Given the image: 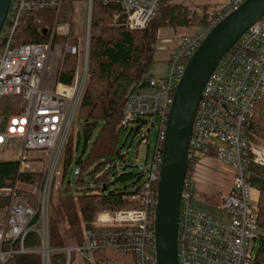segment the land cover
<instances>
[{"label":"built area","instance_id":"built-area-1","mask_svg":"<svg viewBox=\"0 0 264 264\" xmlns=\"http://www.w3.org/2000/svg\"><path fill=\"white\" fill-rule=\"evenodd\" d=\"M115 6L109 25L124 29L145 27L160 0H100ZM244 0H228L222 10L193 34L176 43L168 60V75L149 76L146 84L133 82L127 93L118 127L145 128L144 163L137 165L141 183L129 199L138 207L101 211L83 227L80 244L58 250L66 263L77 256L88 264H116L103 251L133 253L136 264H156L154 212L162 161L163 140L173 95L187 62L211 28ZM58 0H11L0 30V150L20 141L23 151L19 172L41 170L40 182L16 179L0 186V264L16 254L36 253L41 264H51L56 248L50 246V199L61 184V159L88 80L89 30L92 0H88L85 35L74 43H53V36L67 35L69 23L54 21L46 42H19L17 30L33 10L57 8ZM76 57L70 83L57 82L61 54ZM264 97V15L251 24L222 55L209 74L198 102L188 145V174L183 181L177 228L179 264H252L259 238V190L250 184L251 166L264 165V144L243 131L255 103ZM5 98H12L5 102ZM12 107V108H10ZM156 126V142L148 161L149 131ZM77 131V129H76ZM125 154L120 162L129 163ZM212 158L230 179L216 208L223 216L197 209L194 183L199 170ZM32 162H36L35 164ZM36 165V166H34ZM28 194L34 196L30 204ZM28 233L39 243L25 246Z\"/></svg>","mask_w":264,"mask_h":264},{"label":"trees","instance_id":"trees-1","mask_svg":"<svg viewBox=\"0 0 264 264\" xmlns=\"http://www.w3.org/2000/svg\"><path fill=\"white\" fill-rule=\"evenodd\" d=\"M58 1L57 8L33 10L24 16L17 30L19 42H46L49 37L44 35L42 29H49L55 18L69 21L70 30L66 36H55L53 43L75 42L78 28L73 23L75 11L73 0ZM114 9V5H105L100 0H92L89 76L76 117L79 127L77 131H71L63 150L60 180L63 181L72 162L80 165L76 179L78 185L85 183L83 172L94 174L103 164L108 165L101 175L91 177V181L101 184L97 191L72 195L69 193L70 182H68L64 189H57L52 194L49 238L50 246L57 251L51 255V264L66 263L65 253L58 248L68 245V241H71V244H80L83 240V227L89 226L98 212L138 207L135 201L129 199V195L135 192L132 188L138 186L137 183L140 181L138 172H122L115 178L116 181L132 180L128 189L107 188L109 171L114 167L113 159L123 158L118 146L123 128L118 125L122 118L128 88L133 82L139 83L140 86L146 84L149 77L146 72L154 53L152 44L161 27L193 25L198 28L212 18L191 13L187 7L172 0H160L155 14L145 27L124 29L109 25ZM194 31L186 35H191ZM75 66L76 57L63 52L56 75L57 82L70 83ZM11 99L5 98L4 101L9 102ZM98 124L100 128L90 143L86 158H83L86 142L91 139ZM243 131L252 141L264 143V97L255 103L251 115L245 121ZM80 132L84 137L85 145L82 153L77 154ZM129 165L130 162L122 167ZM90 166L92 169L88 170ZM189 166L190 162L187 161V174ZM42 175L41 171L19 172L17 160H0V186L12 184L16 179L34 184L41 181ZM249 180L250 184L259 190L260 244L252 264H264V165L251 166ZM28 200L30 204H35L34 196L28 194ZM3 203L4 199L0 198V208ZM24 243L26 247H30L36 246L39 241L34 233H28ZM96 257L111 258L116 264H136L133 253L103 251L96 254ZM73 260L74 257L69 264H73ZM4 264H41V259L36 253L16 254Z\"/></svg>","mask_w":264,"mask_h":264},{"label":"water","instance_id":"water-1","mask_svg":"<svg viewBox=\"0 0 264 264\" xmlns=\"http://www.w3.org/2000/svg\"><path fill=\"white\" fill-rule=\"evenodd\" d=\"M10 1L0 0V30ZM263 15L264 0H244L226 14L193 52L177 84L166 124L157 185L154 212L156 264H179L180 196L187 169L189 139L203 86L222 55ZM46 30L42 29L44 35Z\"/></svg>","mask_w":264,"mask_h":264},{"label":"rangeland","instance_id":"rangeland-1","mask_svg":"<svg viewBox=\"0 0 264 264\" xmlns=\"http://www.w3.org/2000/svg\"><path fill=\"white\" fill-rule=\"evenodd\" d=\"M172 1L179 3L184 7H187L191 13L197 14L198 16H203V15L211 16V14L213 13H219L228 0H172ZM73 3L75 9L73 23L78 28L77 37L80 36L83 39L85 35V29L88 19V9H89L88 0H73ZM55 20L61 21V20H57L56 18L54 19V21ZM62 22L69 23V21H62ZM51 26L49 27V29L51 28ZM196 29L197 28L193 25L189 27L186 26L161 27L157 31L155 41L152 44V47L154 49L153 59L150 65L148 66L146 75L154 76V77L168 75V71H169L168 60L172 48L182 38V36L189 34ZM69 30H70V23H69ZM46 35L50 37L48 33ZM55 36H66V35L55 34L53 37ZM88 72H89V66H88ZM74 125L76 131V129H78L77 127H79L76 120ZM99 128H100V124L97 125L91 139L88 142H86V146L83 152V158H86L90 143L93 140L96 133L98 132ZM144 129L145 128L139 129L138 132L134 130H129V128L123 129L121 131L119 137V144H118V146L120 147V153L125 154L124 155L125 159L129 161L131 165L123 168L120 159L118 158L113 159L112 164H114V167H112L109 171L108 182H107V188L109 190L124 189V188L128 189L130 187L132 180L116 181L115 178L122 172H128V171L138 172L136 166L144 163L146 145L141 143L142 141L141 135ZM155 142H156V126H152L150 128L149 137H148V144H149L148 161H150ZM257 143L264 144L262 142H257ZM84 145H85V140L80 132L77 154L82 153ZM22 151H23V144L20 141L11 142L8 148H4L0 150V160H19ZM32 163L35 164L36 162H32ZM107 165H108L107 163L103 164L94 174H89L88 171L83 172L82 177L84 178L85 183L82 185H78L76 183V179L78 177V169L80 165L72 162L67 170V173L63 181L61 182V184L60 183L58 184V190L64 189L67 183L70 182L69 193H71L72 195L82 194L85 191L87 192L97 191V188L101 186V184L91 181V177L101 175L107 169ZM90 169H92V166H90L88 170ZM141 181L142 179L137 184H140ZM229 184H230V179L228 173L221 166L217 165L212 158H209L208 162L204 163L201 170H199L197 176V182L194 183V188H193L194 195L192 200L193 205L199 210L222 217L223 213L222 211L216 208V205H218L224 189H226L229 186ZM99 213L100 212L96 214L95 218L98 216ZM71 243H72L71 241H68V244ZM259 244H260V240L259 238H257L256 245L254 246V254L258 250ZM73 264H86V263L80 257L75 256L73 260Z\"/></svg>","mask_w":264,"mask_h":264},{"label":"flooded vegetation","instance_id":"flooded-vegetation-1","mask_svg":"<svg viewBox=\"0 0 264 264\" xmlns=\"http://www.w3.org/2000/svg\"><path fill=\"white\" fill-rule=\"evenodd\" d=\"M218 13H213V14H211V16L210 17H214V16H216Z\"/></svg>","mask_w":264,"mask_h":264},{"label":"crops","instance_id":"crops-1","mask_svg":"<svg viewBox=\"0 0 264 264\" xmlns=\"http://www.w3.org/2000/svg\"><path fill=\"white\" fill-rule=\"evenodd\" d=\"M176 46V45H175ZM175 46L172 48L171 52L173 51V49L175 48Z\"/></svg>","mask_w":264,"mask_h":264}]
</instances>
